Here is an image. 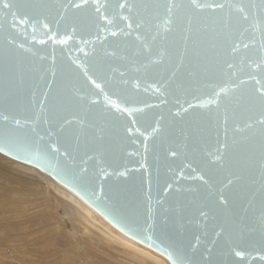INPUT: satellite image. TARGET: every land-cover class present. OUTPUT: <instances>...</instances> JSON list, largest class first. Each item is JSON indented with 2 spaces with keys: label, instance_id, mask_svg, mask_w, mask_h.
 I'll return each mask as SVG.
<instances>
[{
  "label": "water",
  "instance_id": "obj_1",
  "mask_svg": "<svg viewBox=\"0 0 264 264\" xmlns=\"http://www.w3.org/2000/svg\"><path fill=\"white\" fill-rule=\"evenodd\" d=\"M165 3L0 0V128L22 125L13 154L0 155L50 177L170 264H264L261 126H247L259 108L244 104L264 87L258 52L243 47L257 29L237 23L236 8L176 0L184 7L170 14ZM228 86L235 91L215 102Z\"/></svg>",
  "mask_w": 264,
  "mask_h": 264
},
{
  "label": "rangeland",
  "instance_id": "obj_2",
  "mask_svg": "<svg viewBox=\"0 0 264 264\" xmlns=\"http://www.w3.org/2000/svg\"><path fill=\"white\" fill-rule=\"evenodd\" d=\"M10 161L0 160V264H158L140 246L118 244L98 222L76 221L71 236L57 192Z\"/></svg>",
  "mask_w": 264,
  "mask_h": 264
},
{
  "label": "snow or ice",
  "instance_id": "obj_3",
  "mask_svg": "<svg viewBox=\"0 0 264 264\" xmlns=\"http://www.w3.org/2000/svg\"><path fill=\"white\" fill-rule=\"evenodd\" d=\"M126 5L125 4H121L120 7L124 8ZM161 7L165 8V10L168 13H172L174 9H179V8H183L184 4L180 3L177 4L176 0H167V3L160 5ZM189 7L196 9V10H203L204 8H212L213 10L215 9H220V10H224V9H231V8H236V10L240 13V16L237 18V23L243 24V22H248L250 21L252 26L255 27L257 29L256 32L251 33V37L252 39L255 41V43H244L243 47L245 49H248L249 47L255 49L258 54H259V60L257 63V67H259L260 65H264V0H251V3L247 4V5H232V4H217V5H210V4H201L198 2V0H189ZM5 8L8 9H20V8H26L29 7V5L26 4H8L5 3L4 4ZM76 7H80L79 4L76 5ZM247 9V11H246ZM97 11H100V8L97 7L96 9ZM11 15L13 16V23H15L16 21V12H12ZM105 19H107L105 17ZM20 23H25V21L23 19L20 20ZM172 21L169 18L166 21V24H171ZM45 27H47V25H45ZM129 27H131V24H129ZM168 31H171V29H167ZM249 29L247 27H244V32H248ZM113 35H116V33H112ZM243 35V33H242ZM137 39H140L139 36H137ZM61 43H63V41H61ZM259 45V47L257 48L256 45ZM240 48L239 44H234L233 46V50H238ZM229 67H233V65H229ZM85 76L88 75L87 70H85ZM89 79H91L89 77ZM92 83L95 84V87L98 89H102L101 84L96 83L95 80H92ZM257 83H259V81H257ZM237 87H239V85H237ZM235 91L234 88L228 86V87H221L219 92L215 93V102L219 103V97L221 93H224L226 96L229 92H233ZM105 100L107 103H110L112 107L116 108L119 111H127V109L122 108L118 103H116L113 100H110L108 98V96H105ZM94 103L96 101H93ZM209 103L213 102V101H208ZM229 102L231 103V99H229ZM237 104H240L241 101L237 100L236 101ZM245 106L247 107L248 105H252V106H258L259 108V116L257 117L255 123L249 122L248 123V127L249 128H254L256 126V124H259L261 126V131H260V136H261V149H262V160H261V167L262 169H264V87L260 88V89H256L254 92H249L247 93V100L244 101ZM5 121H7V117L4 118ZM27 123V121L25 122ZM35 124V122H33ZM68 123H71V121H68ZM21 121L19 120H14L13 121V126L12 127H3L0 128V152H6V154L8 155H12L13 154V149L17 146V138H18V134L16 132V128L17 127H21ZM33 132H36V128L33 127L32 128ZM37 135H39V133H36ZM42 139V137H40ZM58 151V150H57ZM17 158L19 159V153H17ZM42 160V157L39 154H34L32 155L31 159L29 160V162H36L37 164L40 163V161ZM122 175L124 173H121ZM201 179H203V177H201ZM205 183H207V181L205 180ZM232 181L229 180V184H231ZM221 202H226L223 199V196L221 194ZM258 223L262 229V232H264V213L261 214V216L258 218ZM133 235H135V233H133ZM144 239L150 243H154L152 241V237L151 236H146L144 237ZM158 247V245H157ZM163 252H168V249L165 248H161L160 249ZM169 255H171V253H169ZM237 256L242 255L241 252L237 251L236 252Z\"/></svg>",
  "mask_w": 264,
  "mask_h": 264
},
{
  "label": "bare ground",
  "instance_id": "obj_4",
  "mask_svg": "<svg viewBox=\"0 0 264 264\" xmlns=\"http://www.w3.org/2000/svg\"><path fill=\"white\" fill-rule=\"evenodd\" d=\"M0 160H5V161H10L9 159H6V157H2L0 155ZM14 164L20 165L25 167L26 169H31L33 170L36 174H38L41 178L46 180L47 185L52 188L53 192H57V199L56 201L59 203L64 204L66 207V214L69 217L70 224L72 225V229L70 227V232L71 236L75 237V231H77L78 227L76 226V221H82L88 224H91V221L93 222H98L99 225H102L103 228L105 229L104 233H106L109 237H111L114 241H116L118 244L128 247H137L140 246L142 253L145 255H149L151 257L156 258L154 261L157 260L158 264H165L166 263V258L164 259L162 255H159L158 253L150 250L147 247H144L142 244L134 241L133 239L127 237L123 233H121L119 230H117L115 227H113L106 219H104L101 215H99L94 209H92L89 205H87L83 200H81L77 195H75L73 192L68 190L67 188L63 187L50 177L44 175L40 171H38L35 168L29 167L27 165H23L18 162L10 161ZM38 176V177H39ZM51 190V189H50ZM72 237V238H73ZM71 238V237H70ZM74 240V239H73ZM131 245V246H129ZM133 249V248H131ZM154 255H157L156 257ZM158 257V258H157ZM167 264V263H166ZM170 264V263H168Z\"/></svg>",
  "mask_w": 264,
  "mask_h": 264
}]
</instances>
